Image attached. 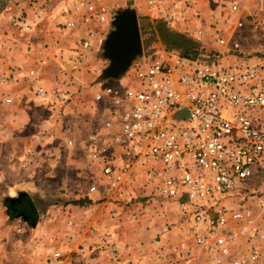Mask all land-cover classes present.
I'll list each match as a JSON object with an SVG mask.
<instances>
[{"label": "built area", "instance_id": "obj_1", "mask_svg": "<svg viewBox=\"0 0 264 264\" xmlns=\"http://www.w3.org/2000/svg\"><path fill=\"white\" fill-rule=\"evenodd\" d=\"M110 2L74 0L73 20L60 25L86 27L77 42L82 49L92 48L96 31L102 29L90 26L113 19ZM195 8L190 9L199 12ZM151 9L155 18L165 22L176 19L170 7ZM217 38L224 43L222 36ZM146 57L135 59L122 75L100 80L93 94L104 113L95 124L93 140L107 139V146L98 151L97 165L109 191L123 196L139 171L149 172L157 179L158 193L175 199L190 214L188 229L215 262L231 256V264H264L263 232L258 231V242L250 239L248 251L237 256L232 247L244 228L237 230L234 225L251 223L252 218L224 204L264 166V57L172 48ZM134 64L138 66L132 68ZM130 70L133 78L128 80ZM36 92L46 91L39 87ZM66 93L56 90L57 101L65 102ZM90 178L85 186L87 192H94L100 179Z\"/></svg>", "mask_w": 264, "mask_h": 264}, {"label": "rangeland", "instance_id": "obj_2", "mask_svg": "<svg viewBox=\"0 0 264 264\" xmlns=\"http://www.w3.org/2000/svg\"><path fill=\"white\" fill-rule=\"evenodd\" d=\"M221 1V7H219V3L215 0H204L209 7H196L199 10L197 13L190 9L191 7H183L182 13L176 12L177 21L173 23L159 18L151 20L149 17H154V12H147L149 16L141 14L138 11L142 6L141 2L133 1L137 8L139 25L140 21L146 23L145 16L152 24V27H145L140 31L145 59L146 54L161 48H172L184 53L198 49L203 52L225 51L226 54L251 53L264 57V7H239L235 0H228V4H225V0ZM212 4H216L217 7H211L214 6ZM234 5L236 7H233ZM141 16L144 17L140 20ZM90 28L102 29V32L96 31L98 45L108 25L96 23ZM199 28L204 30L202 37L205 38L191 34ZM218 36L224 38V43L218 41ZM235 42L238 44L236 45ZM81 49L79 47V50ZM102 49L103 42L85 54L86 57L79 58V62H76L77 64L72 68L73 71L76 70L75 75L71 76L61 69L62 72L57 73L56 79L58 81L63 79L68 84L73 83L84 87V84L90 83V80L95 78V73L103 70L106 63L108 64V60L102 55ZM137 66L134 64L132 68ZM126 78L128 80L133 78L131 70L127 72ZM89 96L90 92L87 91L85 97ZM77 127L76 122L68 124L62 122L60 125V130L72 138V143L68 145L64 142L58 143L56 151L60 150L66 154L64 157L68 158L69 162L62 174L52 177L53 180L48 187L21 188L16 192L9 189L8 192L7 187L0 186V217H3L0 219H3L5 227L15 222L12 224V229L21 237L20 241L28 233V229H33L35 226L32 224L34 218L35 221L43 220L45 228L51 231L47 237L51 248L50 257H47L48 261L52 258L66 260L69 264H78L75 262L82 259L85 264H95L92 261L93 257L111 254L110 259L113 260L116 255L119 256L120 247L122 253L118 259L123 264H231V256H224L220 262H215L205 247L196 242L188 229L192 222L190 214L182 211L175 199L163 197L158 193L154 186L157 179L153 174L139 171L134 182L125 187L126 192L123 196L109 191L101 170L97 173L94 168L99 161L100 152L98 151L102 150L103 146H107V143L103 141V137H99L97 141L90 137L95 131L92 128L93 124L83 125L82 129ZM60 155L62 157V154ZM2 158L0 155V160ZM22 159L28 160L25 157ZM21 160L18 157H12L10 165L16 168ZM30 161V164L34 165L40 163L38 159H30ZM83 162H86L84 170L87 173L79 175L77 167ZM96 173L100 179L98 188L100 193L87 192L85 184L91 180L90 176ZM61 178L67 182L66 186H60ZM243 183L224 201L233 210L245 209L247 217L252 218L251 223L239 221L237 225H234L237 230L244 228L243 233L237 234L236 242L232 247L236 250L234 252L237 256L248 251L250 239L258 242L256 240L258 231L264 233V200H260L264 198V166L250 181ZM19 193H21L20 197L29 194L35 201L36 217L24 219L21 213H18L20 210L15 213L9 211L10 197L17 196ZM111 193L112 196L108 197ZM111 197H115L110 201H114L117 208L112 209L109 216L108 207L111 205L103 204V202ZM85 199L90 201L84 203ZM79 200H83L82 205L77 202ZM113 211L114 214H112ZM11 218L14 220L10 221ZM228 224L234 223L228 220ZM106 230L111 231L116 241L110 239L112 235ZM62 232L63 235L60 237ZM82 236L83 240L88 236H94L96 240L86 244L82 242ZM5 240L7 243L3 245L4 247L0 245V264L13 260V258L7 260L10 255L16 256L13 253L12 243L6 237ZM65 242L69 245L65 244V248H61L60 245ZM73 245L77 248L75 249ZM56 250L60 251V255H54ZM126 250L132 252H126ZM144 250L146 253H143ZM130 254L135 255V260ZM139 259L143 262H139Z\"/></svg>", "mask_w": 264, "mask_h": 264}, {"label": "crops", "instance_id": "obj_3", "mask_svg": "<svg viewBox=\"0 0 264 264\" xmlns=\"http://www.w3.org/2000/svg\"><path fill=\"white\" fill-rule=\"evenodd\" d=\"M139 1L142 6L138 11L147 16L149 12H154L151 7H171L174 9L175 18L177 11L183 12V7H209L204 0H155L152 4H148L145 0ZM215 1L221 7L222 1ZM128 2L127 4V0L124 2L111 0L113 13L115 14L117 6H133L137 13L136 5L131 1ZM235 2L239 7H264V0H235ZM226 3L228 4V0H225ZM73 5L74 0H0V114H2L0 115V155L3 157L0 160V186L7 187L8 192L9 189L16 192L21 188H46L54 175L63 173L69 159H66L64 157L66 154L60 150L56 151L57 145L63 142L68 145L65 143L66 139L72 140V138L60 130L62 122L65 124L76 122L77 129H82L83 125L88 123L93 124L92 128L95 131L90 135L93 139V135L97 133L95 124L101 116H104V113L101 115V108L97 107L93 99L98 82L104 78L103 70L95 73V78L90 80V83L84 84L86 89L73 83L68 84L63 79L60 81L56 79L57 73L62 72L61 69L71 76L75 75L76 70L73 71L72 68L77 64L76 62H79V58L86 57L85 54L98 47L112 28L113 19L106 23L108 28L98 45L95 42L92 48L79 50L77 41L87 28L70 24L62 28L60 25L73 20ZM212 5L214 6L211 7H217L216 4ZM147 16H145L146 20L155 18L154 15L149 18ZM192 33L199 38H205L202 37L204 34H199L197 31ZM31 71L33 74L30 73ZM39 87L46 91L43 95L37 94L36 89ZM56 90L67 91L68 99L65 102L57 101ZM87 91L90 92L89 97H85ZM7 98L10 100L7 101ZM103 141L107 143L106 138ZM12 157H18L20 160L25 157L28 160L22 159L20 165L13 169L10 165ZM29 158L38 159L41 165L30 164ZM22 162L26 163L25 166H21ZM85 163H80L82 165L77 167L79 175L87 173L84 170ZM89 167L93 168V166ZM94 168L98 173L100 169L97 164ZM97 173L90 177L96 178ZM60 182L62 187L67 185L63 178ZM97 191L98 189L94 193H100ZM110 196L112 193L108 195ZM114 198H108L103 202L111 205H108L109 216H111L110 211L117 208L114 201H110ZM236 211L243 212L247 216L245 209L238 208ZM0 222V245H5L7 243L5 237L8 238L12 243L13 253L16 254L15 257L10 255L7 260L11 258L13 260L5 264H69L66 260L51 258L48 261L51 248L47 237L51 231L45 228L43 220H36L33 229H28V233L21 241L19 239L21 237L12 229V224L15 222H12L11 226L8 225L9 227L4 226L3 219H0ZM106 232L111 234L110 230ZM62 235L63 232L60 237ZM81 238L83 240V236ZM110 239L116 241L114 235ZM95 240L94 236H88L82 242L88 244ZM65 244L68 243L65 242L60 247L65 248ZM74 246L76 249L77 246ZM118 251L119 256L116 255L113 260L110 259L111 254H108L109 256L101 254L93 257L92 261L95 264H123L118 259L122 253L120 247ZM126 252L132 251L126 250ZM143 253H146V250ZM131 258L135 260V255H131ZM139 262L143 260L139 259ZM75 263L85 264L82 259Z\"/></svg>", "mask_w": 264, "mask_h": 264}, {"label": "water", "instance_id": "obj_4", "mask_svg": "<svg viewBox=\"0 0 264 264\" xmlns=\"http://www.w3.org/2000/svg\"><path fill=\"white\" fill-rule=\"evenodd\" d=\"M112 28L103 41L102 55L108 60V64L102 71V77H118L122 75L137 58L142 57V39L138 24V17L133 6H117ZM19 195L10 197L11 201L20 199ZM24 219H29L24 210H20ZM33 219L32 224H35Z\"/></svg>", "mask_w": 264, "mask_h": 264}, {"label": "trees", "instance_id": "obj_5", "mask_svg": "<svg viewBox=\"0 0 264 264\" xmlns=\"http://www.w3.org/2000/svg\"><path fill=\"white\" fill-rule=\"evenodd\" d=\"M143 17L141 16L140 20ZM144 20H146V17H144ZM145 27H152V24L148 21L146 23L144 22L141 23L140 21V31L141 29H144ZM199 51H202V50L196 49L193 52L198 53ZM89 201H90L89 199H85L84 203H88ZM77 202L81 205L83 204V200H79ZM8 203H9V211H13V213H15L16 211L24 210L28 215L36 217V214H37L36 203L29 194H25L20 199L10 201Z\"/></svg>", "mask_w": 264, "mask_h": 264}]
</instances>
